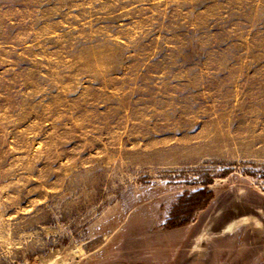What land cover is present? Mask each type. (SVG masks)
<instances>
[{"label":"rangeland","instance_id":"rangeland-1","mask_svg":"<svg viewBox=\"0 0 264 264\" xmlns=\"http://www.w3.org/2000/svg\"><path fill=\"white\" fill-rule=\"evenodd\" d=\"M0 264H264V0H0Z\"/></svg>","mask_w":264,"mask_h":264}]
</instances>
